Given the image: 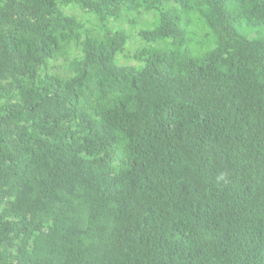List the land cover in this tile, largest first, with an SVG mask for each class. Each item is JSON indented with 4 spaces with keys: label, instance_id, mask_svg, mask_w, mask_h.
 I'll use <instances>...</instances> for the list:
<instances>
[{
    "label": "trees",
    "instance_id": "16d2710c",
    "mask_svg": "<svg viewBox=\"0 0 264 264\" xmlns=\"http://www.w3.org/2000/svg\"><path fill=\"white\" fill-rule=\"evenodd\" d=\"M0 264H264V0H0Z\"/></svg>",
    "mask_w": 264,
    "mask_h": 264
},
{
    "label": "clouds",
    "instance_id": "9594fccd",
    "mask_svg": "<svg viewBox=\"0 0 264 264\" xmlns=\"http://www.w3.org/2000/svg\"><path fill=\"white\" fill-rule=\"evenodd\" d=\"M256 34H252L251 37H254Z\"/></svg>",
    "mask_w": 264,
    "mask_h": 264
}]
</instances>
